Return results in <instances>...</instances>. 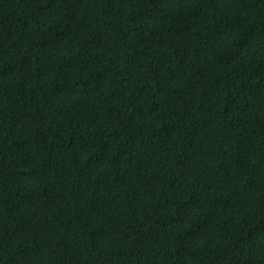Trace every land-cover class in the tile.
<instances>
[{"label": "trees", "instance_id": "1", "mask_svg": "<svg viewBox=\"0 0 264 264\" xmlns=\"http://www.w3.org/2000/svg\"><path fill=\"white\" fill-rule=\"evenodd\" d=\"M0 264H264V0H0Z\"/></svg>", "mask_w": 264, "mask_h": 264}]
</instances>
